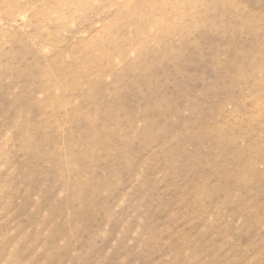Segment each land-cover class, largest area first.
<instances>
[{"label":"rangeland","instance_id":"rangeland-1","mask_svg":"<svg viewBox=\"0 0 264 264\" xmlns=\"http://www.w3.org/2000/svg\"><path fill=\"white\" fill-rule=\"evenodd\" d=\"M0 264H264V0H0Z\"/></svg>","mask_w":264,"mask_h":264}]
</instances>
